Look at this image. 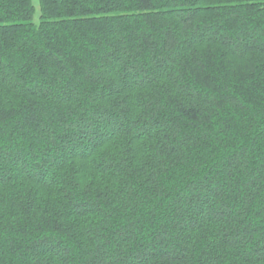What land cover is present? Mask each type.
<instances>
[{
  "label": "trees",
  "instance_id": "16d2710c",
  "mask_svg": "<svg viewBox=\"0 0 264 264\" xmlns=\"http://www.w3.org/2000/svg\"><path fill=\"white\" fill-rule=\"evenodd\" d=\"M0 0V264H264V0Z\"/></svg>",
  "mask_w": 264,
  "mask_h": 264
},
{
  "label": "rangeland",
  "instance_id": "374dc122",
  "mask_svg": "<svg viewBox=\"0 0 264 264\" xmlns=\"http://www.w3.org/2000/svg\"><path fill=\"white\" fill-rule=\"evenodd\" d=\"M34 2L36 4V20H38L39 17H40V14H41L40 6H39V3H38V0H34Z\"/></svg>",
  "mask_w": 264,
  "mask_h": 264
}]
</instances>
